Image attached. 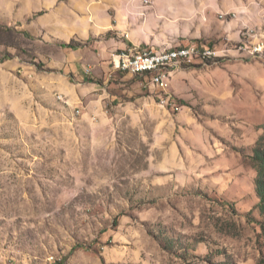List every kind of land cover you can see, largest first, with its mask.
Wrapping results in <instances>:
<instances>
[{
	"label": "rangeland",
	"instance_id": "obj_1",
	"mask_svg": "<svg viewBox=\"0 0 264 264\" xmlns=\"http://www.w3.org/2000/svg\"><path fill=\"white\" fill-rule=\"evenodd\" d=\"M45 1L68 0H0V264H257L264 0L186 9L156 50L218 55L177 62L164 105L150 76L114 68L126 49L51 37Z\"/></svg>",
	"mask_w": 264,
	"mask_h": 264
},
{
	"label": "crops",
	"instance_id": "obj_2",
	"mask_svg": "<svg viewBox=\"0 0 264 264\" xmlns=\"http://www.w3.org/2000/svg\"><path fill=\"white\" fill-rule=\"evenodd\" d=\"M154 2V6H145L143 0H68L59 4L45 1L48 16L42 25L56 40L86 44L85 48H71L72 52L89 55L94 49L98 57L104 58L118 49L145 46L157 49L178 41L186 33V9L195 11L193 16L198 22L201 19L200 0ZM144 9L147 12L143 19L140 13ZM82 63L95 71L99 68L86 58Z\"/></svg>",
	"mask_w": 264,
	"mask_h": 264
},
{
	"label": "built area",
	"instance_id": "obj_3",
	"mask_svg": "<svg viewBox=\"0 0 264 264\" xmlns=\"http://www.w3.org/2000/svg\"><path fill=\"white\" fill-rule=\"evenodd\" d=\"M149 1V0H145ZM140 49H150L148 47ZM134 50L136 48H129L123 50L118 54H114L113 60L114 68L133 75L150 76V82L153 86L159 88L165 96L162 97L161 103H170V93L166 92V85H170L172 77L167 76V69L173 67H180L181 65H172L171 57L185 56L186 62H191L200 56H217L218 52L211 48H204V53L194 54V47H184L183 53L171 54L167 58L151 57L147 59H135Z\"/></svg>",
	"mask_w": 264,
	"mask_h": 264
},
{
	"label": "trees",
	"instance_id": "obj_4",
	"mask_svg": "<svg viewBox=\"0 0 264 264\" xmlns=\"http://www.w3.org/2000/svg\"><path fill=\"white\" fill-rule=\"evenodd\" d=\"M63 43V47L76 49L80 45L73 43ZM209 59V58H207ZM252 165L255 168L257 175L254 180L255 191L257 193V197L259 199L258 202V210L259 214L264 218V145H259L254 151V155L252 158ZM261 223V228L264 231V220ZM257 264H264V256H262Z\"/></svg>",
	"mask_w": 264,
	"mask_h": 264
},
{
	"label": "bare ground",
	"instance_id": "obj_5",
	"mask_svg": "<svg viewBox=\"0 0 264 264\" xmlns=\"http://www.w3.org/2000/svg\"><path fill=\"white\" fill-rule=\"evenodd\" d=\"M148 2V1H147ZM194 47V54H201L204 53V48H199V46H193ZM183 48H174V49H164V50H156L153 48L150 49H137L134 50V57L135 59H147L151 57H157V58H167L171 54L175 53H183ZM207 48V47H205ZM203 58H213L214 56H201ZM186 61L185 56H178V57H171V64L176 65L180 62ZM178 62V63H177ZM167 76L171 77V68L167 69ZM166 85V89H167Z\"/></svg>",
	"mask_w": 264,
	"mask_h": 264
}]
</instances>
